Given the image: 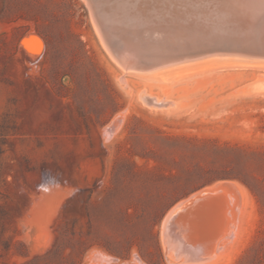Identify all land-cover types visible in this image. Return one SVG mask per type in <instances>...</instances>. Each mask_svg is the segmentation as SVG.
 <instances>
[{
  "label": "rangeland",
  "instance_id": "obj_1",
  "mask_svg": "<svg viewBox=\"0 0 264 264\" xmlns=\"http://www.w3.org/2000/svg\"><path fill=\"white\" fill-rule=\"evenodd\" d=\"M136 1L0 0V264H264V58L125 69Z\"/></svg>",
  "mask_w": 264,
  "mask_h": 264
},
{
  "label": "bare ground",
  "instance_id": "obj_2",
  "mask_svg": "<svg viewBox=\"0 0 264 264\" xmlns=\"http://www.w3.org/2000/svg\"><path fill=\"white\" fill-rule=\"evenodd\" d=\"M98 1L99 3H102L103 6L101 5V9H98L99 5H96V1L93 4V10L100 28H103L106 20H108V16L112 17V20L110 19L111 22L108 20L112 25H116L117 23L121 24L123 20H125V22L128 21V23L132 22L130 19L134 13H131L130 11L128 14H125L127 11L125 9L127 7L125 6V1L127 0ZM150 1L146 2L144 5L139 2L136 7L139 10L138 14L136 12L139 24L136 23L135 26L129 29L126 28V32L130 30L129 35H127L128 37L123 38L121 43L118 45L116 44L117 46L115 45L114 52H116L115 55L117 54L120 58L119 60L131 59V62L128 61L130 64L123 65V68H133L138 72H148L161 75L164 69L170 68L174 65H182V63H177L179 61L183 62L187 59L207 55L216 51H222L223 49L229 50V52L231 51L230 53L240 51L241 53L264 58V0H220L217 4H210L212 7H210V5L199 4L191 7L187 5L182 9L180 8L182 7L181 5L173 3L175 4L174 8L171 10H166L167 8L164 10L162 9L163 11H161L160 14L158 12V15H156L155 12H152L153 10L151 8H153V4H161L162 1L165 2V5L167 6L170 0ZM208 1L213 3L217 0ZM137 2L138 0L136 3ZM176 2L180 4L189 3L187 0H177ZM90 6L91 5H89V7ZM168 7L170 8V6ZM123 14L126 16L125 18ZM197 14H201L200 18L196 16ZM198 19L200 20L198 21ZM219 21H222L225 24H220L218 23ZM95 22L94 19V23ZM128 23L126 22V24ZM132 24L133 23H130L129 25L131 26ZM141 24H143L144 27L140 29L139 26ZM196 25L199 28V32L196 34L193 33L194 36L189 35V31L193 30ZM223 26L224 28H221ZM226 37L228 38L229 45H221V43L226 41L223 40ZM107 39L111 40L109 34H107ZM24 41H26V43L24 42L26 45L31 43L37 45V47H41L43 44L40 38L33 36L27 39L25 37ZM31 50L30 52H32ZM197 196L198 194H193V197ZM187 199L182 202H187ZM182 202L180 201V203L171 208L164 219L163 225L169 221L172 213L177 210ZM227 206L229 207V205ZM180 216L182 217V215Z\"/></svg>",
  "mask_w": 264,
  "mask_h": 264
},
{
  "label": "water",
  "instance_id": "obj_3",
  "mask_svg": "<svg viewBox=\"0 0 264 264\" xmlns=\"http://www.w3.org/2000/svg\"><path fill=\"white\" fill-rule=\"evenodd\" d=\"M109 43H110L111 47L113 48V50H115V48L112 46V40H109Z\"/></svg>",
  "mask_w": 264,
  "mask_h": 264
}]
</instances>
